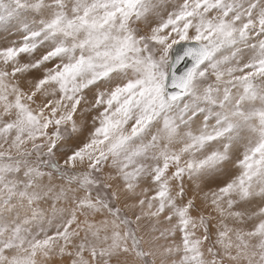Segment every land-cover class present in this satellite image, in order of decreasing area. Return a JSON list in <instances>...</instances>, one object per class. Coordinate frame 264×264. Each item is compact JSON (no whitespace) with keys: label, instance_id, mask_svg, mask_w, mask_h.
<instances>
[{"label":"snow or ice","instance_id":"6c2138e0","mask_svg":"<svg viewBox=\"0 0 264 264\" xmlns=\"http://www.w3.org/2000/svg\"><path fill=\"white\" fill-rule=\"evenodd\" d=\"M0 264H264V0H0Z\"/></svg>","mask_w":264,"mask_h":264}]
</instances>
